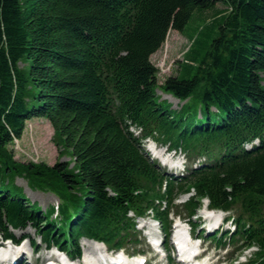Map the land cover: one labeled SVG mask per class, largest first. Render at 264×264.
I'll return each mask as SVG.
<instances>
[{
    "label": "trees",
    "instance_id": "obj_1",
    "mask_svg": "<svg viewBox=\"0 0 264 264\" xmlns=\"http://www.w3.org/2000/svg\"><path fill=\"white\" fill-rule=\"evenodd\" d=\"M196 17L203 22L194 26ZM171 29L192 35L181 72L163 86L186 101L179 109L158 100L152 61ZM34 118L50 121L72 160L15 159L9 144ZM130 121L212 164L165 189L166 176ZM255 137L262 146L242 153ZM17 175L57 193L62 217L28 199ZM192 187L190 213L203 197L238 210L235 234L258 245L255 261L264 264V0H0V228L7 236L32 223L75 254L83 235L119 245L133 226L129 210L155 206L168 232L175 196ZM163 200L168 209L157 206Z\"/></svg>",
    "mask_w": 264,
    "mask_h": 264
},
{
    "label": "rangeland",
    "instance_id": "obj_2",
    "mask_svg": "<svg viewBox=\"0 0 264 264\" xmlns=\"http://www.w3.org/2000/svg\"><path fill=\"white\" fill-rule=\"evenodd\" d=\"M219 6L224 7L223 4ZM202 22V18L196 17L192 24L196 26ZM188 31L192 34L193 27L189 26ZM190 33L184 34L182 32H179L178 30L171 29L165 44L152 56V61L159 68L158 84L160 87L158 86L156 90V94L159 96L158 100L171 104L172 108L175 109L181 108V105L186 101H181L174 95L169 94L161 86H164L165 81L170 76H177L181 72L182 63L186 59V51H188L189 47L192 44V35ZM9 148L13 152L15 159L20 162H46L49 165H54L59 161L72 160V156L69 152L62 154V146H59L55 140V129L50 121L45 118H34L28 121L23 137L20 140L16 139L14 142L9 144ZM164 149L165 147L159 148L160 151H164ZM152 156L155 157V154ZM14 184L18 185L22 189L28 199L37 202L38 206L44 213L49 211L51 207H55V214L53 215V217L57 219L62 217L59 206L63 203L62 199L57 193L50 190L44 191L33 186V184L29 182L28 178L22 175H17L15 177ZM147 219L150 220V217L146 218V220ZM142 222V219L138 221L139 229H141L139 226ZM144 223H148V221ZM226 228L228 227L224 226V229ZM15 232L17 236H20L21 234H27L29 235L31 240H39L40 234H42V232L38 230L36 225L32 223L28 224L24 228L16 229ZM141 232L144 236L145 232ZM200 240L203 241L204 239ZM29 241L30 240L27 239L25 241L26 245H24V248L28 252L31 251V245ZM89 241L90 240L82 239L81 245L84 247V245H87L85 243H88ZM204 245L210 247L215 246V244L210 240L204 241ZM45 248L46 245L42 244V247L40 248L41 257H45V254L50 253L46 252ZM139 248L145 249L146 245L143 244L142 247ZM128 251L133 252V248L130 247ZM226 251L227 250H225V252ZM246 252L250 253L249 250ZM152 254L153 252L149 253L147 256L150 257ZM221 254L224 255V252L221 251ZM241 259H245V256H242ZM165 262L166 260L163 259L161 255H159V258L156 260V262H154V264H165ZM228 263L233 264L231 260H228Z\"/></svg>",
    "mask_w": 264,
    "mask_h": 264
},
{
    "label": "bare ground",
    "instance_id": "obj_3",
    "mask_svg": "<svg viewBox=\"0 0 264 264\" xmlns=\"http://www.w3.org/2000/svg\"><path fill=\"white\" fill-rule=\"evenodd\" d=\"M213 220H215V221H218L219 219H220V217H221V214H216V215H211L210 216ZM182 234H183V232H182V228H181V231H180V235L182 236ZM183 237V236H182ZM182 237H179L181 240H182V244H183V246H184V248L187 250V251H191L192 249H195V246H196V243H191V242H189V240L187 239V238H182ZM87 240H89V239H87ZM91 241V240H90ZM89 241V242H90ZM87 242V241H86ZM88 242V243H89ZM4 248L6 249L7 248V246H4ZM3 248V249H4ZM21 253H23V250H20V251H18V252H15V254H18V255H20Z\"/></svg>",
    "mask_w": 264,
    "mask_h": 264
}]
</instances>
